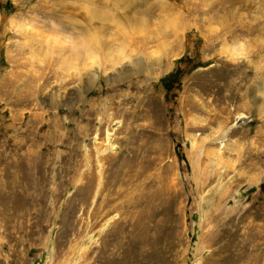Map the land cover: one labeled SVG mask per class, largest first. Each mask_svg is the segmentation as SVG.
<instances>
[{
    "label": "rangeland",
    "instance_id": "obj_1",
    "mask_svg": "<svg viewBox=\"0 0 264 264\" xmlns=\"http://www.w3.org/2000/svg\"><path fill=\"white\" fill-rule=\"evenodd\" d=\"M263 32L264 0H0V264H264Z\"/></svg>",
    "mask_w": 264,
    "mask_h": 264
},
{
    "label": "bare ground",
    "instance_id": "obj_2",
    "mask_svg": "<svg viewBox=\"0 0 264 264\" xmlns=\"http://www.w3.org/2000/svg\"><path fill=\"white\" fill-rule=\"evenodd\" d=\"M262 27H263V26H262ZM262 27H261V25H259V26L257 27V30H260V31H261V28H262ZM262 31H263V29H262ZM260 33H262V32H260ZM263 33H264V32H263ZM94 39H95V38H94ZM102 40H103V39H102ZM102 40H101V41H102ZM87 42H88V41H87ZM86 46H87V45H86ZM92 46H93V44H92ZM90 47H91V46H90ZM93 47H94V46H93Z\"/></svg>",
    "mask_w": 264,
    "mask_h": 264
}]
</instances>
